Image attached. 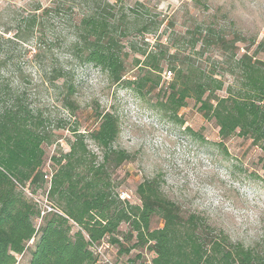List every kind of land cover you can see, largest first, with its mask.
Instances as JSON below:
<instances>
[{"label":"rangeland","instance_id":"1","mask_svg":"<svg viewBox=\"0 0 264 264\" xmlns=\"http://www.w3.org/2000/svg\"><path fill=\"white\" fill-rule=\"evenodd\" d=\"M30 1L0 0L2 69L20 71V79L11 80L41 121L36 132L44 136L40 147L50 166L45 181L31 189L26 184L25 193L35 190L38 204L52 208L49 192L56 167L51 157L67 153L82 135L85 153L72 162V180L78 186L93 180L89 172L97 170L109 180V192L134 212L144 196H153L145 182L154 179L156 197L174 204L181 216L203 215L215 232L223 230L233 242L264 256V140H253L239 128L221 138L215 119L200 111L191 92L182 105L172 102L201 72L220 84L214 96L228 101L248 96L240 57L246 52L250 62L259 60L264 72V0H125V9L133 7L140 15L139 29L142 22L157 29L144 34L111 30L124 66L119 80L85 61L81 49L73 47L74 25L84 3L39 0L46 11L28 29L22 18ZM208 26L228 39L226 49L201 44ZM50 69L66 72L50 81ZM186 76L190 79L182 83ZM138 79L142 84L137 87ZM107 111L119 121L112 149L131 155L119 165L89 136L98 124L96 113ZM75 132L80 133L76 139ZM148 229L174 234L173 253L187 231L183 223L158 217H152ZM140 232L129 221L121 222L114 235L102 239L103 252L114 264H153L155 253L148 250L150 241L145 242L149 236L146 229ZM29 256L26 250L13 264H28Z\"/></svg>","mask_w":264,"mask_h":264},{"label":"trees","instance_id":"2","mask_svg":"<svg viewBox=\"0 0 264 264\" xmlns=\"http://www.w3.org/2000/svg\"><path fill=\"white\" fill-rule=\"evenodd\" d=\"M53 1L72 4L75 0ZM78 1L84 3L86 9L74 25L73 47L81 49L85 61L108 71L119 80L124 73V66L111 30L121 27L124 34L135 33V30L144 34L154 32L157 28L142 22V28L139 29L137 25L140 15L133 7L125 9V0ZM29 3L28 13L22 19L24 26L32 29L37 16L42 15L46 9H42L39 0H31ZM137 4L143 6L141 2ZM203 31L200 38L202 45L226 49L224 47L228 39L215 28L208 26ZM2 57L0 264L15 263L16 255H22L26 250L30 254L28 264H101L89 249L90 242H100L105 236L114 235L123 221H129L132 229L139 230L140 235V229H146L149 238L145 242L150 241L148 250L155 253L153 264H264V256L251 247L233 242L223 230L215 232L205 216L190 213L183 217L174 204L157 198L154 194L157 182L154 179L145 182V187L153 196H144L141 206L134 212L132 206L125 207V201L109 192V180H105L97 170L89 172L93 180H85L81 186L75 184L72 180V162L77 154L83 156L85 153L80 139L82 135L79 137L78 132L74 134L75 139H79L70 145L67 153L51 157L50 164L56 167L49 192V205L52 209L42 208L33 198L35 190L32 189L30 195L24 191L26 184L30 188L31 185L43 183L50 173V166L43 161L44 152L40 147L44 136L36 132L41 121L32 108L23 102L19 88L13 85L11 77L17 81L20 79V71L13 69L9 73L3 70L5 60ZM240 60L245 66L243 71L250 90L246 98H230L228 101L227 98L214 96L220 84L210 76L206 78L201 72L191 78L190 86L185 84L183 91L180 89V95L172 102L182 105L184 102L181 99L191 92V96L200 101V111L215 119L221 138H227L239 128L241 134H248L253 140H264V72L258 66L261 65L259 60L250 62L246 52ZM63 71L50 69L49 80L63 77L66 72ZM188 79L187 76L183 77L182 83ZM140 83L142 80L138 79L136 86ZM96 119L98 124L89 136L104 148L105 157L113 159L116 165L130 160L128 152L111 147L119 133L117 116L108 111L98 112ZM152 217L186 226L187 231L175 244L177 252H171V243L174 247L176 240L174 234L156 229L149 231ZM186 250H193V253L186 255Z\"/></svg>","mask_w":264,"mask_h":264},{"label":"built area","instance_id":"3","mask_svg":"<svg viewBox=\"0 0 264 264\" xmlns=\"http://www.w3.org/2000/svg\"><path fill=\"white\" fill-rule=\"evenodd\" d=\"M170 73V71L168 72ZM51 210L52 208H47ZM89 249L92 251L98 263L101 264H114L103 252L101 241L100 242H90Z\"/></svg>","mask_w":264,"mask_h":264}]
</instances>
